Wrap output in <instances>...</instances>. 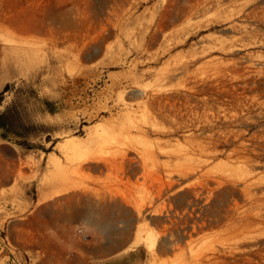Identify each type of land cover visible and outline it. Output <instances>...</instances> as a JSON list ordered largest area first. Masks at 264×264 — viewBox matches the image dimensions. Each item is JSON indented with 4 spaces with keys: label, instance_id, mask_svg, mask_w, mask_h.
I'll list each match as a JSON object with an SVG mask.
<instances>
[{
    "label": "rangeland",
    "instance_id": "rangeland-1",
    "mask_svg": "<svg viewBox=\"0 0 264 264\" xmlns=\"http://www.w3.org/2000/svg\"><path fill=\"white\" fill-rule=\"evenodd\" d=\"M201 7L193 13L189 0H0V92L9 86L0 103V264H264V216L168 242L176 207L169 192L156 191L178 163L147 159L160 139L176 151L203 146L217 155L206 169L256 163L252 175L264 181V0ZM118 121L157 122L164 134L98 137ZM69 136L115 156L132 146L141 166L129 180L118 163L76 172L63 143ZM201 180L197 171L180 183L199 189ZM71 182L146 203L149 213L135 231H103L92 204L53 197ZM237 202L264 215V186ZM251 234L258 239L240 242ZM158 237L152 254L147 242Z\"/></svg>",
    "mask_w": 264,
    "mask_h": 264
},
{
    "label": "bare ground",
    "instance_id": "bare-ground-1",
    "mask_svg": "<svg viewBox=\"0 0 264 264\" xmlns=\"http://www.w3.org/2000/svg\"><path fill=\"white\" fill-rule=\"evenodd\" d=\"M210 1L211 0H189V9L193 11V13L199 12L202 8L201 5ZM215 2H218V0H215ZM231 16L232 14H229V17ZM214 47H216V43L204 45L202 47V52H208ZM133 123L126 124V122L118 121L117 124L113 126L112 130H103L98 137L100 139L106 138L109 141L110 139L117 138L118 134H127L132 130L142 133L144 136H148L151 133L164 134L163 129L158 126L157 122H147V128L135 124V122ZM74 137H67L63 143L69 145L68 150L70 151H65L67 152L66 158L69 159L70 166L76 172L102 171L118 163L126 167L127 175L125 176L127 180H129L131 175L133 176L136 174L138 166H141L138 164L137 158L131 155V152L135 150L132 146L118 147L117 150H119V155L115 156L105 154L103 149L93 151L86 146V144L79 146V144H76L79 143L77 142L78 140H74ZM160 140L163 142H159ZM160 140H158L155 146L148 152L147 159L151 161L150 163H162L163 165L167 163V165H169L174 158L178 163V168L174 170L168 169L169 172L166 173V179L164 178L165 181L162 182V179H159L162 184L156 191L158 197L169 192L170 198L173 200L176 207L175 213L177 218L171 221V225L169 226L170 231H176V236L174 239H169L168 242L177 243L186 236H189L191 232L199 231L203 228L215 229L224 227L226 230H237L263 218L264 215L260 212L240 210L239 203L237 202L239 196H246L247 198L250 196H257L261 187L264 186V181L260 179L261 177L254 178L252 175L256 163L245 166L237 165L222 171H213L206 169V166L211 160L217 157L215 153L206 152L203 146H199L197 150L194 149L183 152L179 148L180 151H176L174 148L172 149V147L170 149L169 140ZM197 171L200 173L202 179L199 189H190L188 185H182L180 183V180L187 178ZM160 176L161 175H159V177ZM126 188H128V186ZM55 196H61L63 199L76 201L77 203L87 201L92 204L96 210H92V213H94V211L97 213L93 215L99 226L104 228L103 231H135L138 229L137 223L146 219L145 215L149 213L148 207H150L146 205V203L137 205H134L136 203L131 204L127 201V198L123 199L122 195L121 197L117 196L116 193L108 188L99 189L86 185L80 186L72 182L57 190L53 197ZM77 212L79 211H76V213ZM152 214L159 216L161 212L155 210ZM255 234H251L252 236L248 237V239L246 238L247 240L242 239L240 242H252L251 240H254L257 236H255ZM257 239H255V241ZM160 242L161 239L159 237L153 238L147 242L152 254H155L154 249ZM238 250L239 249L236 251ZM243 250L244 249L239 250V253H242ZM223 255L226 257L234 256V254L231 253H223ZM200 259L201 257H199L197 261H200ZM216 259L220 260V257L217 256ZM155 260L154 258L150 264H157L158 262ZM247 260L249 261V259ZM220 261L224 262L225 260L223 259Z\"/></svg>",
    "mask_w": 264,
    "mask_h": 264
},
{
    "label": "trees",
    "instance_id": "trees-1",
    "mask_svg": "<svg viewBox=\"0 0 264 264\" xmlns=\"http://www.w3.org/2000/svg\"><path fill=\"white\" fill-rule=\"evenodd\" d=\"M8 88H9V86L7 85V86L5 87V89H4V91L8 90ZM4 91H1V92H0V103H1L2 100H3V93H4Z\"/></svg>",
    "mask_w": 264,
    "mask_h": 264
}]
</instances>
